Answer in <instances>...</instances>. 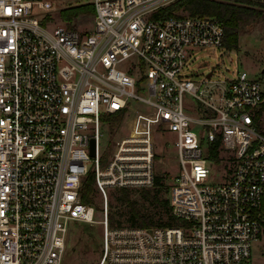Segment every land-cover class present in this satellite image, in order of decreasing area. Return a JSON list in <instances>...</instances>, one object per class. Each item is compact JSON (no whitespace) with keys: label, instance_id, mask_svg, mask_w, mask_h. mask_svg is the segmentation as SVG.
Wrapping results in <instances>:
<instances>
[{"label":"built area","instance_id":"built-area-1","mask_svg":"<svg viewBox=\"0 0 264 264\" xmlns=\"http://www.w3.org/2000/svg\"><path fill=\"white\" fill-rule=\"evenodd\" d=\"M89 1L80 30L49 25L50 0H0V264H62L71 219L101 223L95 264H251L264 238V73L185 76L190 46H224L217 16L161 15L174 0ZM138 101L152 134L110 141L111 118ZM159 137L178 159L175 224L111 225L108 190L155 184ZM89 174L99 220L81 194Z\"/></svg>","mask_w":264,"mask_h":264},{"label":"rangeland","instance_id":"rangeland-1","mask_svg":"<svg viewBox=\"0 0 264 264\" xmlns=\"http://www.w3.org/2000/svg\"><path fill=\"white\" fill-rule=\"evenodd\" d=\"M57 7L52 11L50 16L49 25L65 24L61 17V11L66 8L80 6L82 4H90L89 0H50ZM260 7V6H257ZM264 11V7H261ZM69 26L77 27L80 30L88 29L93 24L91 13L82 12L72 18ZM240 35L238 46L236 49H228L226 46H190L188 48L189 54L185 70V76L195 81H200L204 78L208 71L212 70L213 73L210 79L211 82H222L226 78H232L241 68H246L255 74H262L264 72V14L262 17H257L256 20L250 19L248 22H241ZM144 94V93H142ZM183 104H185V112L187 114L195 115V104L190 95L184 94ZM128 113L122 120L111 118L110 131L111 140L117 137V134L128 133H149L152 134V128L146 121L153 118L152 109L144 102H132L130 104ZM138 120V121H137ZM146 120V121H145ZM260 124L264 129V112L260 117ZM107 128L103 129L106 136L101 139V146L103 147L109 143L107 135ZM117 133V134H116ZM119 135V136H120ZM159 144L157 150L162 152L160 161L158 162L157 172L164 175V182L169 184L171 177L176 172L178 164L177 156L171 150L164 149L162 146V139L159 137ZM109 193V211L116 212L117 210L122 213L119 216L122 220L128 214V207L124 204L120 205L115 200V195L112 190ZM131 197L137 199L139 206L145 212L151 213L155 216L156 220H165L167 217L165 209L155 203H151L143 196L141 189H132L130 191ZM164 196L165 193L163 192ZM95 202L97 203L98 213L96 219H101L100 200L98 193L96 194ZM169 193H167V197ZM110 212V213H111ZM124 223H127L124 221ZM69 232L66 237V251L63 256L62 264H95L98 262L101 254V243L103 228L99 222H86L77 219H71L68 224ZM251 264H264V238L253 245L251 254Z\"/></svg>","mask_w":264,"mask_h":264},{"label":"trees","instance_id":"trees-1","mask_svg":"<svg viewBox=\"0 0 264 264\" xmlns=\"http://www.w3.org/2000/svg\"><path fill=\"white\" fill-rule=\"evenodd\" d=\"M260 6V7H257ZM264 7V0H174L169 5L161 10V15L168 16L174 11L182 9L189 14L195 15H214L223 19L225 22V39L224 46L228 49H236L238 46V40L240 35V29L242 27L241 22H248L250 19L256 20L257 17H262L264 11L261 9ZM82 12H94V6L90 3L82 4L80 6H74L66 8L61 11V17L71 24L72 18ZM264 112V103L260 109L256 112L255 119L259 121V128L264 130L260 124V117ZM122 113L115 115L113 118L119 120ZM217 142L214 144L216 146ZM93 176L88 175L87 180L83 183L81 188V194L85 203H95L96 194L93 187ZM143 192V196L151 203L161 205L167 214L165 220H156L155 216L151 213L145 212L139 206L137 199L131 197L130 191L132 189L122 188L121 190H113L115 200L120 205L124 204L128 207V214L123 218L118 210L111 212L109 215L111 225H138V226H158V225H174V220L169 208V202L167 197V185L164 182V175L158 174L156 182L152 187L140 188ZM165 193V196L163 194ZM119 215V216H115ZM126 221L127 223H124Z\"/></svg>","mask_w":264,"mask_h":264},{"label":"water","instance_id":"water-1","mask_svg":"<svg viewBox=\"0 0 264 264\" xmlns=\"http://www.w3.org/2000/svg\"><path fill=\"white\" fill-rule=\"evenodd\" d=\"M212 73H213V71L210 70V71L207 72L206 76L207 77H210L212 75ZM94 150H95V142L93 140H91V146H90V152H91V154L94 153Z\"/></svg>","mask_w":264,"mask_h":264},{"label":"crops","instance_id":"crops-1","mask_svg":"<svg viewBox=\"0 0 264 264\" xmlns=\"http://www.w3.org/2000/svg\"><path fill=\"white\" fill-rule=\"evenodd\" d=\"M248 70V69H247ZM252 73H254V72H252ZM262 73H264V72H262Z\"/></svg>","mask_w":264,"mask_h":264}]
</instances>
